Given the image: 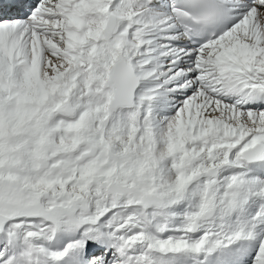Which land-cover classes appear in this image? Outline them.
Listing matches in <instances>:
<instances>
[{"label": "snow or ice", "instance_id": "1", "mask_svg": "<svg viewBox=\"0 0 264 264\" xmlns=\"http://www.w3.org/2000/svg\"><path fill=\"white\" fill-rule=\"evenodd\" d=\"M0 264H264V0H0Z\"/></svg>", "mask_w": 264, "mask_h": 264}]
</instances>
